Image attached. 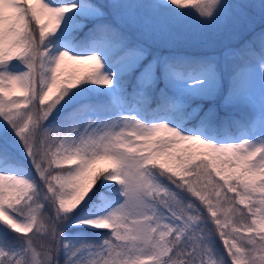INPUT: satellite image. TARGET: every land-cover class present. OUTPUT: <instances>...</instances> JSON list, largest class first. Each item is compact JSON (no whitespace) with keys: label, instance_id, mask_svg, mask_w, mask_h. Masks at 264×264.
<instances>
[{"label":"snow or ice","instance_id":"obj_1","mask_svg":"<svg viewBox=\"0 0 264 264\" xmlns=\"http://www.w3.org/2000/svg\"><path fill=\"white\" fill-rule=\"evenodd\" d=\"M257 15L221 57L128 34ZM0 264H264V0H0Z\"/></svg>","mask_w":264,"mask_h":264},{"label":"rangeland","instance_id":"obj_2","mask_svg":"<svg viewBox=\"0 0 264 264\" xmlns=\"http://www.w3.org/2000/svg\"><path fill=\"white\" fill-rule=\"evenodd\" d=\"M97 4H107L110 0H91ZM134 3L154 4L158 0H129ZM251 2L259 4L260 0H251ZM174 7V6H173ZM181 11H193V9H181ZM259 11L258 9L256 10ZM150 25H158L171 23L169 14L163 10H149L146 17ZM261 29L259 16L257 15L252 22L234 21L227 26L217 28H202L195 25L194 21H185L182 25L174 26L166 32L139 31L132 30L128 34L133 45L141 44L148 49L149 59L153 55H171V54H196V55H215L221 57L223 53L231 50H239L244 47H252L250 43L254 40ZM88 29H84L86 32ZM83 35V33H81ZM255 57L259 58V43L255 44ZM233 61L229 59L228 65L231 67ZM131 90L129 86V91ZM256 92L258 95L259 84H256ZM100 99H104L101 97ZM196 103H201L197 101ZM204 110L213 106L211 101H204ZM195 106V105H194ZM221 116L226 111L233 114L246 115V110L228 109L218 107ZM35 174V173H34ZM242 207V206H241ZM14 235V234H13ZM216 247L219 251H224L222 242L217 238Z\"/></svg>","mask_w":264,"mask_h":264},{"label":"trees","instance_id":"obj_3","mask_svg":"<svg viewBox=\"0 0 264 264\" xmlns=\"http://www.w3.org/2000/svg\"><path fill=\"white\" fill-rule=\"evenodd\" d=\"M88 27H91L90 23H89ZM85 29H87V28H85ZM234 115H236L237 117H240V115H237V114H234Z\"/></svg>","mask_w":264,"mask_h":264}]
</instances>
